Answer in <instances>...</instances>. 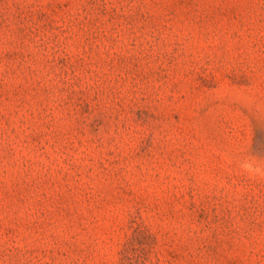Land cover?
<instances>
[{
  "label": "rangeland",
  "instance_id": "obj_1",
  "mask_svg": "<svg viewBox=\"0 0 264 264\" xmlns=\"http://www.w3.org/2000/svg\"><path fill=\"white\" fill-rule=\"evenodd\" d=\"M0 264H264V0H0Z\"/></svg>",
  "mask_w": 264,
  "mask_h": 264
}]
</instances>
